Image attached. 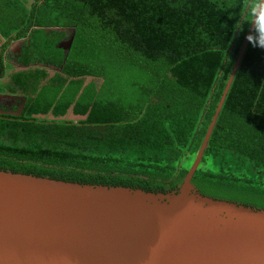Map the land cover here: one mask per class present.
<instances>
[{
    "label": "trees",
    "instance_id": "1",
    "mask_svg": "<svg viewBox=\"0 0 264 264\" xmlns=\"http://www.w3.org/2000/svg\"><path fill=\"white\" fill-rule=\"evenodd\" d=\"M248 2L0 0V92L23 102L0 113V169L177 188L251 23L235 22ZM64 27L74 30L66 55ZM19 40L27 68L15 70L7 48ZM50 66L61 70L48 77ZM68 109L86 117L61 118ZM217 116L192 183L264 209V49L247 43Z\"/></svg>",
    "mask_w": 264,
    "mask_h": 264
},
{
    "label": "water",
    "instance_id": "2",
    "mask_svg": "<svg viewBox=\"0 0 264 264\" xmlns=\"http://www.w3.org/2000/svg\"><path fill=\"white\" fill-rule=\"evenodd\" d=\"M254 23L177 188L150 191L0 169V264H264V209L204 195L191 181ZM73 34L58 44L65 55ZM56 70L61 67H47L48 77ZM85 78L83 85L94 79Z\"/></svg>",
    "mask_w": 264,
    "mask_h": 264
},
{
    "label": "clouds",
    "instance_id": "3",
    "mask_svg": "<svg viewBox=\"0 0 264 264\" xmlns=\"http://www.w3.org/2000/svg\"><path fill=\"white\" fill-rule=\"evenodd\" d=\"M237 17V29H240L245 21L255 19V23L251 24L252 31L246 35V39L253 47L264 49V0H249L239 10Z\"/></svg>",
    "mask_w": 264,
    "mask_h": 264
},
{
    "label": "flooded vegetation",
    "instance_id": "4",
    "mask_svg": "<svg viewBox=\"0 0 264 264\" xmlns=\"http://www.w3.org/2000/svg\"><path fill=\"white\" fill-rule=\"evenodd\" d=\"M59 31H63V35L60 38L59 42L66 44L69 38L71 37V35L73 34L74 30L73 29L71 30L70 27H64L59 29ZM22 41L23 40L12 41L11 43H9L7 48L9 55L12 54L13 56H15V58L13 57L12 60L8 61V63L11 64L13 66V69L15 70L18 68L17 66L19 65L17 58L19 56ZM19 100H21V96L17 94H10L7 91L0 92V113L11 112L13 114H20V111L22 109L21 107L23 106V102L18 106ZM13 107H17L18 110H15Z\"/></svg>",
    "mask_w": 264,
    "mask_h": 264
},
{
    "label": "rangeland",
    "instance_id": "5",
    "mask_svg": "<svg viewBox=\"0 0 264 264\" xmlns=\"http://www.w3.org/2000/svg\"><path fill=\"white\" fill-rule=\"evenodd\" d=\"M89 79L88 78H85V81H88ZM65 118H74L75 120H77L78 116H71L70 113L68 112L65 116Z\"/></svg>",
    "mask_w": 264,
    "mask_h": 264
}]
</instances>
